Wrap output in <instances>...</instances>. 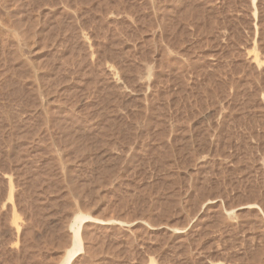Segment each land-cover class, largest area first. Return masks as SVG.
Segmentation results:
<instances>
[{
	"label": "rangeland",
	"instance_id": "rangeland-1",
	"mask_svg": "<svg viewBox=\"0 0 264 264\" xmlns=\"http://www.w3.org/2000/svg\"><path fill=\"white\" fill-rule=\"evenodd\" d=\"M0 27V264H60L79 213L70 264H264V0H0Z\"/></svg>",
	"mask_w": 264,
	"mask_h": 264
},
{
	"label": "bare ground",
	"instance_id": "bare-ground-1",
	"mask_svg": "<svg viewBox=\"0 0 264 264\" xmlns=\"http://www.w3.org/2000/svg\"><path fill=\"white\" fill-rule=\"evenodd\" d=\"M255 2V1H254ZM256 4V3H255ZM256 7V6H255ZM2 27V26H1ZM0 27V28H1ZM5 28V27H4ZM16 30V29H15ZM1 31V30H0ZM7 32V31H6ZM13 32V31H12ZM4 33V32H3ZM2 34V33H0ZM10 35V34H8ZM13 35V33H12ZM13 37V36H12ZM15 37V36H14ZM20 38V37H19ZM85 38V37H84ZM15 39V38H14ZM85 40V39H84ZM17 43V40L16 42ZM21 43V42H20ZM18 44V43H17ZM21 45V44H20ZM3 46V45H2ZM23 54V53H22ZM21 57V56H20ZM24 59V58H23ZM25 63V62H24ZM28 66V65H27ZM111 69V68H110ZM112 70V69H111ZM35 73V72H34ZM37 74V73H36ZM147 77V75H146ZM148 78V77H147ZM145 79V78H144ZM37 94V93H36ZM41 96V95H40ZM39 98V97H38ZM45 101V100H44ZM58 161V160H57ZM63 181V180H62ZM12 188V187H11ZM13 189V188H12ZM12 192V190L10 191V193ZM231 212H234V210H232ZM229 215V214H228ZM231 215V213H230ZM233 216V214H232ZM89 217V215L83 214V213H79L76 214L74 216L73 221L70 224V228L72 231V239H71V245L70 248L66 251V254L64 256V258H62L63 260L61 261L60 264H70L72 263V261L76 258H78L80 256V254L84 251V249L86 248V244H84V240H83V236H82V228H83V224L85 223V221L87 220V218ZM100 219V218H99ZM105 221V220H104ZM107 221V220H106ZM100 222V221H99ZM103 222V221H102ZM110 222V221H108ZM97 223V222H96ZM85 227V226H84ZM26 232V231H25ZM30 233V232H29ZM28 233V234H29ZM85 237V236H84ZM87 237V236H86ZM85 239V238H84ZM31 244V243H30ZM88 247V246H87ZM34 249V248H33ZM34 251V250H33ZM85 252V251H84ZM88 255V253L86 254ZM84 258V257H83ZM86 258V257H85ZM74 262V261H73ZM76 264V263H75Z\"/></svg>",
	"mask_w": 264,
	"mask_h": 264
}]
</instances>
